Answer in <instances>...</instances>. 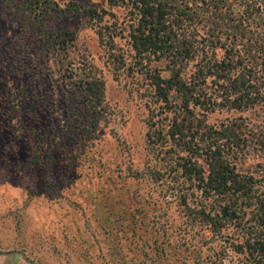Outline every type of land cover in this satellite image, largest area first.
Instances as JSON below:
<instances>
[{
    "label": "rangeland",
    "instance_id": "374dc122",
    "mask_svg": "<svg viewBox=\"0 0 264 264\" xmlns=\"http://www.w3.org/2000/svg\"><path fill=\"white\" fill-rule=\"evenodd\" d=\"M206 1L203 6L199 2L194 7L200 12L196 26L202 36L209 38L207 16L212 14L213 2ZM47 2L52 11L43 15L23 0H0V115L6 113L25 122L30 118L32 128L38 122L51 120L56 133L65 140L58 147L69 151L84 135L86 149L92 147L97 158L93 168L84 165L81 169L89 176L75 174L79 169L76 162L63 168L51 163L44 171L38 170L24 156L25 144L10 140L5 130L10 127L0 118V264H87L77 257L83 252L81 243L63 244L59 237L61 225L76 227L77 223L92 228L89 214L83 213L93 207L88 191L110 190L117 181L126 185L125 175L135 170L146 181L143 188L151 187L155 193L161 189L168 191L166 199L170 202L165 217H175L177 224H185L177 238L182 248V261L177 264H254L237 252L244 232L256 223L253 207L247 208L242 226L211 225L214 220L207 225L200 220L199 212L204 208L218 211L213 198L206 199L202 191L192 190L182 200V189L169 182V145L159 148L152 139L155 122L166 123L167 119L154 98L148 77L149 70L165 63L153 61L144 66L133 60L125 42L130 8L122 3L112 6L108 0ZM77 6L107 9L102 36ZM106 25H112L111 29ZM65 32L72 33L73 39ZM222 36L227 38L226 34ZM222 54L219 49L218 55ZM254 65L258 67L254 74L264 77V62L256 60ZM196 68L192 61L188 73ZM236 76L237 73L226 82L222 80V86L214 75L207 78V95L217 101V110L201 117L206 125L227 129L237 136L245 149L243 158L236 160L238 169L254 173L260 179L258 187L262 192L264 100L243 109L229 107L237 96L234 83L237 85L238 80L233 82ZM261 89L264 94V86ZM4 98L9 100L5 109L1 103ZM57 119L66 126L62 130L57 127ZM55 149L50 151L57 156ZM151 167L164 169L165 181H152L148 173ZM191 210L197 213L196 217L188 215ZM260 214L264 217L261 209ZM130 231L125 232L127 241L121 246L129 258L133 255L129 249L140 245L139 234L132 236ZM183 234L194 239L196 246L186 243ZM92 245L96 246L92 250L98 249V245ZM101 249L106 254L105 245L101 244ZM105 256L109 264L116 255Z\"/></svg>",
    "mask_w": 264,
    "mask_h": 264
},
{
    "label": "trees",
    "instance_id": "16d2710c",
    "mask_svg": "<svg viewBox=\"0 0 264 264\" xmlns=\"http://www.w3.org/2000/svg\"><path fill=\"white\" fill-rule=\"evenodd\" d=\"M23 1L43 15L52 11L47 0ZM108 1L112 6L122 3L130 8L129 33L125 35V42L133 60L144 66L153 61L165 63L160 68L149 70L148 77L154 87V98L167 119L166 123L155 122L152 139L159 148L169 145L167 152L172 156L166 164V172L171 176L169 182L182 189V200L192 190L202 191L206 199L213 198L218 211L204 208L199 212L202 213L200 220L207 225L214 220L211 225L242 226L247 208L253 207L256 211V223L253 225L257 224V227L252 226L254 230L249 227L244 232L237 252L251 263L264 264V217L260 214V209L264 211V191H259L260 179L254 173L238 169L236 160L243 158L245 149L237 136L227 129L206 125V120L201 117L217 110V101L207 95L206 81L210 75H214L217 84L222 86L223 82L238 74L233 80L238 82L237 85L234 83L237 96L230 103L231 108L243 109L264 100L261 89L264 77L254 74L258 71L255 61L264 62V0H211L213 10L207 16L209 38L202 36L196 26V16L200 12L194 7L199 2L201 6L205 5L206 0ZM76 8L94 22L102 36L107 9L98 6ZM111 26L106 25L108 29ZM221 34H226L227 38L223 39ZM65 36L73 39L72 33L65 32ZM219 49L223 50L222 56L218 55ZM192 61L196 62L197 68L189 74L188 67ZM5 102L9 100L4 98L1 101L3 109L7 107ZM0 118L7 121L5 126L10 127L5 128L10 140L25 144L23 154L31 166L44 171L51 163L53 167L63 168L70 162H76L75 167L79 169L77 173L75 170L72 172L89 176V172L81 169L84 165L93 168V160L97 157L92 147L86 149L88 142L84 135L68 151L58 147L65 140L56 133L51 120L50 123L38 122L32 128L28 117L26 122L23 119L17 121V117L6 113H2ZM57 122L59 130L66 127L60 119ZM55 147L57 156L50 151ZM83 155L86 157L80 162ZM140 173L135 170L125 175L126 185L117 181L110 190L86 191L91 194L93 207L83 213L89 214L92 228L76 222V227L67 223L61 225L63 229H60L59 237L64 245L81 243L83 252L77 256L79 260L87 264H97L102 260L107 264L105 255L115 254L109 264H177L182 261L180 238H177L185 224H177L175 217H170V220L165 217L170 202L166 199L168 191L161 189L155 193L151 187L143 188L146 181ZM148 173L152 181L165 178L164 169L151 167ZM188 215L196 217L197 213L191 210ZM128 230L132 236L137 232L140 241L138 247L129 249L133 252L130 258L121 247L127 241L124 234ZM186 235L183 234L187 239ZM186 243L191 247L195 245L191 237ZM92 244L98 245V249L92 250L96 247ZM101 244L105 245L106 254Z\"/></svg>",
    "mask_w": 264,
    "mask_h": 264
}]
</instances>
